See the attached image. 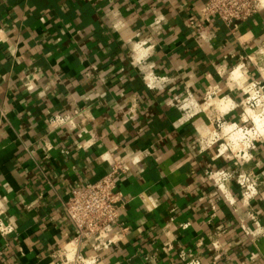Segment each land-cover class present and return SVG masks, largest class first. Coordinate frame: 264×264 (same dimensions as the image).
<instances>
[{"label":"crops","instance_id":"1","mask_svg":"<svg viewBox=\"0 0 264 264\" xmlns=\"http://www.w3.org/2000/svg\"><path fill=\"white\" fill-rule=\"evenodd\" d=\"M203 4L0 0V211L15 227L0 235V264H62L76 233L63 204L115 161L135 169L118 183L129 231L99 264H264V140L251 162L219 155L201 146L214 123L174 101L219 91L232 102L223 119L241 120L245 95L228 74L241 64L264 80V8L236 28L213 19L199 30L189 19ZM149 73L166 81L150 89ZM58 114L75 125L53 123ZM223 169L252 171L259 196L245 205L231 178L234 203L224 201L210 177Z\"/></svg>","mask_w":264,"mask_h":264},{"label":"built area","instance_id":"2","mask_svg":"<svg viewBox=\"0 0 264 264\" xmlns=\"http://www.w3.org/2000/svg\"><path fill=\"white\" fill-rule=\"evenodd\" d=\"M262 8H264V0H204L200 18H190L189 24L196 29L203 30L206 23L212 22L213 19H219L227 27L236 28L239 22L248 20ZM162 21L163 18H158L154 24L159 25ZM144 45V42H137L133 53L134 62L140 66H145L149 57L148 52L142 51ZM237 68L243 70L244 65H239ZM243 72L246 73L244 70ZM144 80L150 89L160 87V82L166 81L152 73L146 74ZM220 94L219 91L209 93L202 104L190 94L184 98L176 96L174 101L184 111H194L198 114L208 99ZM245 96L238 105L243 109L240 121L230 124L224 120L221 123V119L218 118L221 124H217V126L223 132L222 135L226 137L224 138L226 143H219L223 137L215 126L213 134L209 138L201 140L202 147L209 148L219 144V155L226 156V158L242 159L244 164L253 160V150L258 142L264 140V134L259 132L256 123L245 118L247 108H250L264 119V80L249 81ZM223 100H226L225 96ZM132 109L134 111V107ZM52 122L59 126H74L75 118L70 114H58ZM249 122L253 125L249 126ZM226 124L231 126L230 133L225 132ZM132 172H135V169L131 163L115 161L110 172L103 178L72 192L70 199L63 204V207L66 215L73 223L76 233L60 252L62 264H99L102 262V258L125 238L129 228L121 221L123 196L118 191V183L121 177ZM210 177L222 192L224 201L234 203L226 187V182L231 178H235L238 182L241 188L242 201L245 205H250L251 201L260 194V182L252 171L232 172L223 169L211 172ZM257 227H261L259 222H257ZM14 230V225L6 222L4 212L0 211V235L6 237L11 235ZM84 244L89 247L86 252L83 251ZM189 264H200V262L192 260Z\"/></svg>","mask_w":264,"mask_h":264},{"label":"rangeland","instance_id":"3","mask_svg":"<svg viewBox=\"0 0 264 264\" xmlns=\"http://www.w3.org/2000/svg\"><path fill=\"white\" fill-rule=\"evenodd\" d=\"M243 70L245 71L246 70V68H245V66H244V68H243ZM243 70H242V72H243ZM243 77H242V79H241V83H234V85L236 86V87H239L240 88V90L243 92V96L245 95V92L247 91V85H248V82H247V78H246V74L243 72ZM230 77H231V74L229 73L228 74V79L230 80ZM224 96H225V94H220V95H218V96H212V99H208V101H206V104H205V106L208 108L205 112H204V106H203V109H201V111L198 113V116H200L201 117V119L202 120H205V121H208L209 123H214V126L216 127V130L219 132V133H221V137H223L221 140H220V142L219 143H223V142H225L224 141V138H226V137H224L223 135H222V131H221V129H219L218 128V126H217V124H221L222 122H224V119H223V117H222V115H220V113L218 112L219 111V108H218V106L220 105V102L221 101H223V98H224ZM247 96V95H246ZM246 96H244V97H246ZM211 100H213V101H211ZM229 99L226 101V100H224V102H226V103H229ZM213 104V105H210L211 103ZM201 104L202 103H204V101L203 102H200ZM232 103V102H231ZM232 106V105H231ZM206 109V108H205ZM243 112V111H242ZM256 114H257V112H256ZM220 115V116H219ZM218 118H220L221 120H220V122L218 121ZM231 124V123H230ZM253 125V123H251V122H249V126H252ZM226 126H227V124H226ZM225 126V127H226ZM226 143V142H225Z\"/></svg>","mask_w":264,"mask_h":264},{"label":"bare ground","instance_id":"4","mask_svg":"<svg viewBox=\"0 0 264 264\" xmlns=\"http://www.w3.org/2000/svg\"><path fill=\"white\" fill-rule=\"evenodd\" d=\"M241 65V64H240ZM243 72L240 68H236L232 74H231V77H230V81H231V85L233 86L234 83H241V79L243 77ZM229 85V84H228ZM213 101V100H211ZM211 103V102H210ZM210 105H213L212 103ZM232 103H226L223 101L220 102V105H219V110L221 113H225V112H228V110H230V108H232ZM204 112L208 109L205 105H204ZM206 113V112H205ZM245 118H248L249 120H253L256 125H257V128L258 130H260L259 132L264 134V129H263V126H264V119H262L260 116H258L253 110H251L250 108H247V113H246V116ZM230 130H231V126L228 125L226 128H225V132L226 133H230ZM206 135V133H205ZM233 136H236V134H233Z\"/></svg>","mask_w":264,"mask_h":264}]
</instances>
